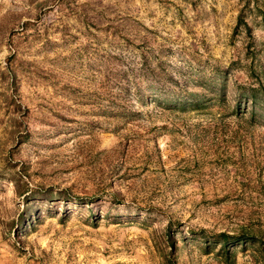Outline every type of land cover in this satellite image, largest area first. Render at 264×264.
Masks as SVG:
<instances>
[{
	"label": "rangeland",
	"instance_id": "rangeland-1",
	"mask_svg": "<svg viewBox=\"0 0 264 264\" xmlns=\"http://www.w3.org/2000/svg\"><path fill=\"white\" fill-rule=\"evenodd\" d=\"M0 264H264V0H0Z\"/></svg>",
	"mask_w": 264,
	"mask_h": 264
},
{
	"label": "trees",
	"instance_id": "trees-1",
	"mask_svg": "<svg viewBox=\"0 0 264 264\" xmlns=\"http://www.w3.org/2000/svg\"><path fill=\"white\" fill-rule=\"evenodd\" d=\"M253 97V96H252ZM65 199V197H62ZM252 241V240H251ZM243 239H238V237H231L229 235H226L224 233H220L217 235L216 244L220 247L221 250H223L224 255L226 257L230 256V252L228 250L229 247H234L241 245L242 243H245Z\"/></svg>",
	"mask_w": 264,
	"mask_h": 264
}]
</instances>
